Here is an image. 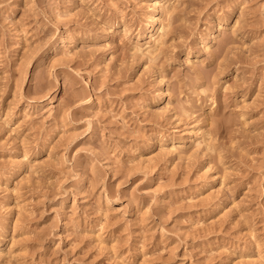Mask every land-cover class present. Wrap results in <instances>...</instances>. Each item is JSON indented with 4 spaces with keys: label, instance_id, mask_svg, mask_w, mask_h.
Here are the masks:
<instances>
[{
    "label": "rangeland",
    "instance_id": "obj_1",
    "mask_svg": "<svg viewBox=\"0 0 264 264\" xmlns=\"http://www.w3.org/2000/svg\"><path fill=\"white\" fill-rule=\"evenodd\" d=\"M139 2L151 19L148 27L137 22L143 35L158 26L162 12L157 0ZM0 3L6 4L0 10V189H6L0 192V264H264V0L224 9L228 24L239 18L245 26L239 40L221 38L209 61L219 71L215 107L204 100L196 119L160 144L128 133L116 137L147 145L131 159L127 152L93 159L85 149L99 151L100 126L94 122L79 135L83 125L73 121L91 110L109 132L123 131L130 100L141 93L123 90V81L113 83L110 75L104 83L115 93L111 103L104 92H92L89 103L56 109L74 90L72 80L62 76L44 95L37 73L45 66L66 73L57 67L64 58L60 39L75 23L66 28L52 19L53 0H34L31 8L29 0ZM216 7L192 0L193 12L201 13L197 31ZM104 8L102 20L125 11L120 0ZM105 55L82 53L74 61L88 65L80 70L90 92L100 83L92 68ZM184 55L175 46L170 66ZM50 102L51 115L37 110ZM67 189L73 191L64 195Z\"/></svg>",
    "mask_w": 264,
    "mask_h": 264
},
{
    "label": "clouds",
    "instance_id": "obj_2",
    "mask_svg": "<svg viewBox=\"0 0 264 264\" xmlns=\"http://www.w3.org/2000/svg\"><path fill=\"white\" fill-rule=\"evenodd\" d=\"M6 2L10 4L11 0ZM120 2L125 5V11L117 17L109 13L108 17L102 20L104 5L110 6L112 0H53L52 19L56 23L64 24L66 28L69 21L76 25L70 31H66L60 39L64 58L57 67L67 71L61 74L53 71L50 66H45L37 73L39 77L37 88L44 95L47 94L46 89L60 85L62 76L72 80L75 86L72 93L67 96L62 95L59 103L55 105L56 109L64 111L89 103L92 92L97 95L104 92L111 103L115 93L112 90H106L104 83L110 75L113 83L123 81V90L141 93L130 100V108L127 109L130 111V116L123 122V131L109 132L107 126L103 125V122L96 114H92L91 110L87 115L73 121L74 124L83 125L79 135L89 133L94 122L100 126L97 138L99 151L85 149L93 159L125 152L131 159L147 145L121 144L116 137L128 133L135 140L150 139L152 143L160 144L163 140L175 138L174 134L179 124L187 126L188 121L195 120L196 108L204 100L214 108V93L219 71L213 72L216 65L209 64V61L216 58L221 38L239 40L238 34L245 26L239 18L235 23L228 24V17L224 14V9H227L228 5L238 2L243 4L244 0H223L222 4L218 0H212L217 7L209 13L203 21V28L199 31L197 29L201 23L199 19L201 13L193 12L192 0H157V5L162 12L159 24L142 35L137 22L139 25L148 27L151 19L146 16L147 9L139 0H120ZM128 4H135L136 7L129 9ZM28 6L33 7L34 0H29ZM207 6L208 4L205 3V7ZM244 6L247 7L246 4ZM5 7V3H0V10ZM129 11L132 15L127 21H123V17L127 16ZM260 11V22L264 27V5H260ZM56 23L52 26L55 27ZM193 39L195 43L190 44ZM240 42L243 43L242 40ZM261 42H264V37L261 38ZM175 46L185 49V55L182 60L178 59L174 66H170ZM245 47L248 46L245 45ZM89 52L106 53L92 68V74L99 73L100 83L91 92L84 83L80 70L83 68L84 72H87L88 65L81 66L74 63L80 54ZM223 63L221 61V64ZM260 63L264 64V60H260ZM136 64H141L142 67L133 73ZM205 65L208 67L206 68ZM129 73H133L131 79L128 78ZM65 91L67 93V90ZM222 91L225 93L231 91L227 82ZM113 107H115L114 104ZM37 110L51 115L54 109L50 102L47 105H39ZM105 114L112 113L109 111ZM170 114L172 118L167 119L166 117ZM150 120L154 122L155 127L144 129L142 124ZM199 134L198 132L197 135ZM37 141L38 137L33 136L31 142L35 144ZM24 159H27V156ZM85 167H88V164ZM5 190L0 189V192ZM72 191L67 189L63 194L67 195ZM74 196L78 198V190ZM52 211L57 212L58 208H53Z\"/></svg>",
    "mask_w": 264,
    "mask_h": 264
}]
</instances>
